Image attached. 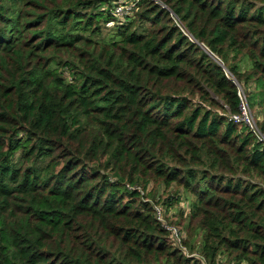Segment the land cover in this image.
<instances>
[{
    "label": "trees",
    "instance_id": "trees-1",
    "mask_svg": "<svg viewBox=\"0 0 264 264\" xmlns=\"http://www.w3.org/2000/svg\"><path fill=\"white\" fill-rule=\"evenodd\" d=\"M118 1L0 0V264H264V0Z\"/></svg>",
    "mask_w": 264,
    "mask_h": 264
},
{
    "label": "rangeland",
    "instance_id": "rangeland-1",
    "mask_svg": "<svg viewBox=\"0 0 264 264\" xmlns=\"http://www.w3.org/2000/svg\"><path fill=\"white\" fill-rule=\"evenodd\" d=\"M125 1H127V0H125ZM121 20H123L122 19V16H118ZM113 28H114V24H108V25H105L104 26V29H103V36H105L106 34H108L111 30H113ZM240 57L241 56H238V57H236V59L235 60H230L229 59V61H228V63H234V64H236V63H238V65H239V70L240 71H245L246 69H247V64L245 63V62H242L241 60H239L240 59ZM219 63L222 65V66H224V64H222L221 63V61H219ZM225 67V66H224ZM248 91H251V92H254V93H256L257 94V92H259V87L257 88L256 86H255V83L253 82V81H251L249 84H248ZM241 88L244 90V89H246L245 87L243 88L242 86H241ZM243 90H242V92H243ZM254 93H252V94H254ZM243 95L245 96V98H246V101H247V104H248V106H249V109H250V112H251V114H252V116H253V118H254V120H255V122L257 121H261L263 118H264V107L263 106H261L260 105V103L258 102V100L259 99H257L256 98V100H255V102L253 103V104H250L249 102H248V100H247V95H245L244 94V92H243ZM159 185H154L152 182H151V184H150V187H149V189L151 190L152 189V191H153V188L154 189H156V188H158V190H159V192H158V195H159V197H156L155 199H157V200H159V198L161 199V198H163V197H165V196H167V195H169V193H173V192H175V189L177 188L175 185H172V187H170L169 189H165L164 187H158ZM177 190H179V191H181L179 188L177 189ZM184 202H182V203H178V204H175L168 212H167V216L168 217H173V218H171L173 221H175V222H177L178 223V220H179V218H178V216H177V214L178 213H180V212H182V211H187V208L185 207L187 204L186 203H184L185 204V206H184V204H183ZM156 210L158 211H160V216H161V220L162 221H164V218H163V215H162V212H163V210H162V208H160V207H156ZM156 211V212H157ZM180 221V220H179ZM181 223H182V221H181ZM174 226V225H173ZM176 227V226H175ZM174 238V237H173ZM175 239V238H174ZM197 254V253H196ZM195 255V254H194Z\"/></svg>",
    "mask_w": 264,
    "mask_h": 264
},
{
    "label": "built area",
    "instance_id": "built-area-1",
    "mask_svg": "<svg viewBox=\"0 0 264 264\" xmlns=\"http://www.w3.org/2000/svg\"><path fill=\"white\" fill-rule=\"evenodd\" d=\"M134 3H132L130 0H119L117 2V5L114 8L115 14L116 16H122V18L125 15H129L131 16L133 14L132 12V8H133ZM238 97L240 99L239 102V112L236 114H233L230 116V118L234 121V122H240L244 125H246L257 137L258 140L263 141L264 142V135L261 134V132L258 130V126L250 112L249 106L247 104L246 98L243 95L242 90L239 88L238 92ZM157 215L158 218L160 219V211H157ZM164 226L167 230H169L172 234V236L177 239L180 232L179 229L173 225H168L166 223H164Z\"/></svg>",
    "mask_w": 264,
    "mask_h": 264
}]
</instances>
